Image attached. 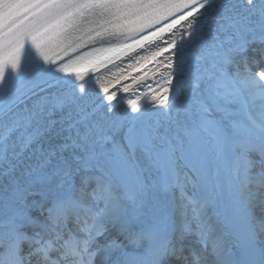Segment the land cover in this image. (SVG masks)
Listing matches in <instances>:
<instances>
[{
	"label": "snow or ice",
	"instance_id": "1",
	"mask_svg": "<svg viewBox=\"0 0 264 264\" xmlns=\"http://www.w3.org/2000/svg\"><path fill=\"white\" fill-rule=\"evenodd\" d=\"M0 264H264V0H0Z\"/></svg>",
	"mask_w": 264,
	"mask_h": 264
},
{
	"label": "bare ground",
	"instance_id": "2",
	"mask_svg": "<svg viewBox=\"0 0 264 264\" xmlns=\"http://www.w3.org/2000/svg\"><path fill=\"white\" fill-rule=\"evenodd\" d=\"M152 50H154V49H152ZM149 54H150V52L146 51V52H142V53H140V56L149 55ZM249 55L251 56L252 54L249 53ZM138 58H139V57H138Z\"/></svg>",
	"mask_w": 264,
	"mask_h": 264
}]
</instances>
